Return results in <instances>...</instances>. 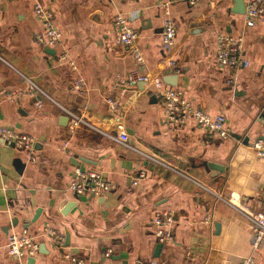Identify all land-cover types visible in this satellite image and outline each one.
<instances>
[{
    "label": "crops",
    "instance_id": "crops-1",
    "mask_svg": "<svg viewBox=\"0 0 264 264\" xmlns=\"http://www.w3.org/2000/svg\"><path fill=\"white\" fill-rule=\"evenodd\" d=\"M41 2L54 11L75 70L59 58V49L51 55L38 43L43 29L31 0H0V126L36 139L30 161L0 138V264H15L5 244L10 233L23 228L40 241L33 262L27 257L25 264H136L150 259L159 264H239L251 253L244 211L264 207V159H257L251 147L264 140V22L247 26L239 0H196L193 5L188 0ZM163 4L177 30L168 50L161 43ZM117 14L137 34L133 46L144 64H138L131 47L115 41ZM218 32L241 38L246 67L233 72L218 65ZM170 60L179 72L169 66ZM145 73L176 88L193 107L224 114L229 136L200 129L192 117L181 125H166L153 83H133ZM24 77L49 98L24 94ZM232 77L234 86L227 85ZM77 78L85 82L81 91L73 87ZM9 95H15L13 101ZM108 98L119 101L116 119ZM58 105L112 132L114 123L121 122L132 142L176 171L80 125L72 127ZM204 163L224 171L209 173ZM75 166L101 172L116 188L103 196L76 195L69 190ZM139 170L147 172L146 178L129 189L131 175ZM231 194L238 198L234 205L227 203ZM161 212L172 215L173 242L161 243L155 235L154 219ZM46 225L63 236L60 246L43 233ZM107 248L112 249L109 257L103 255ZM253 264H264V244L254 253Z\"/></svg>",
    "mask_w": 264,
    "mask_h": 264
},
{
    "label": "built area",
    "instance_id": "built-area-1",
    "mask_svg": "<svg viewBox=\"0 0 264 264\" xmlns=\"http://www.w3.org/2000/svg\"><path fill=\"white\" fill-rule=\"evenodd\" d=\"M31 1L33 3L34 14L40 20L43 29L41 35L37 38L38 43L41 46H49L54 49H59V58L64 61H69L72 69L75 70L73 62L68 59L67 52L63 47L64 43L62 34L55 25L54 11L46 7L41 0ZM98 1L109 2L111 0ZM188 2L193 5L196 0H188ZM244 7L243 19L247 26L253 27L259 22H264V0H244ZM163 9L165 16L162 21L161 43L162 46L168 50L174 46L177 30L174 22L169 16L167 4H163ZM1 22L2 19L0 15V25ZM113 25L115 41L126 47H131L138 64H144L142 54L133 46L137 34L132 27H130L128 19L124 15L117 14L114 17ZM215 57L218 65L227 67L233 72L248 65L247 60L243 58L241 38L233 37L222 32H218L215 35ZM168 64L171 68L176 69V72H179L174 60H170ZM24 79H26L24 94L34 95L37 93L40 97L49 98L32 80L26 77H24ZM149 80L153 83L155 91L162 101L165 114L164 123L166 125H181L184 124L189 117H192L200 129L215 133L220 138H226L229 136L224 114L217 113L210 115L198 107H193L189 101L182 97L180 91L174 87L165 85L158 76L151 77L146 73L137 75L133 83ZM226 84L234 86V77L227 79ZM84 86L85 82L82 78H77L73 81V87L79 91L83 90ZM132 88L133 86L128 89L131 90ZM8 98L10 101H13L15 95H9ZM37 103H41V100H38ZM107 103L113 118L116 119L118 117L117 112L120 110L119 101L108 98ZM58 106L70 119L72 127L80 125L90 131L91 134L104 137L112 142L120 144L125 149L139 154L141 157L156 165L176 171L175 168L166 162L161 156L145 151L132 142L121 122L114 123L115 130L112 132L92 123L68 108L61 105ZM0 138L2 139L3 144L7 147L18 151H24L28 156V160L33 161L35 159V137L26 133L17 132L6 126H0ZM251 147L257 159H264V140L258 139L253 141ZM146 176L147 172L145 170L134 172L130 177L129 189L137 186L142 179L146 178ZM115 188V183L97 170H86L82 169L80 166H75L73 168L72 177L69 182V190L76 195L92 194L103 196ZM218 197L225 200L221 195H218ZM236 201H238V198L231 194L227 203L234 205ZM244 215L250 222L251 227V253L243 256L239 264H253L254 253H256L264 244V207L257 212L244 211ZM172 221V215L169 212L158 213L155 217V235L159 242L169 243L174 241L170 226ZM42 231L47 235L51 244L54 246L61 245L63 236L55 228L46 225L43 227ZM38 237V234L29 231L27 228H23L20 232H12L7 236L5 249L8 255L14 259L15 264H25L27 257H33L37 254L40 243ZM111 253L112 249L107 248L103 255L109 257ZM136 264L159 263L156 259H150L147 261H137Z\"/></svg>",
    "mask_w": 264,
    "mask_h": 264
},
{
    "label": "water",
    "instance_id": "water-1",
    "mask_svg": "<svg viewBox=\"0 0 264 264\" xmlns=\"http://www.w3.org/2000/svg\"><path fill=\"white\" fill-rule=\"evenodd\" d=\"M241 1V5H242V8L244 10V0H239ZM243 10H241V12H244ZM45 49H46V52L51 54V55H54L55 54V49L52 48V47H49V46H45ZM203 166L205 167L206 171H208L209 173L212 171V172H223L224 171V167L223 166H217V165H213L211 163H204ZM38 210L35 211V214L34 216L32 217V222L35 221L36 217L38 216ZM216 227H218V225L216 224L215 225ZM66 239H68V235L66 234ZM161 244H159L160 246ZM157 249H159V247L157 246ZM34 260V258H29L28 259V263H32ZM223 264H226L225 262Z\"/></svg>",
    "mask_w": 264,
    "mask_h": 264
}]
</instances>
